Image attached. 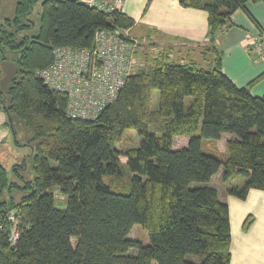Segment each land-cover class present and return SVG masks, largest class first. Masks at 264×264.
I'll list each match as a JSON object with an SVG mask.
<instances>
[{
    "label": "trees",
    "instance_id": "obj_1",
    "mask_svg": "<svg viewBox=\"0 0 264 264\" xmlns=\"http://www.w3.org/2000/svg\"><path fill=\"white\" fill-rule=\"evenodd\" d=\"M249 2L264 4L179 0L207 13L206 66L174 60L165 47L133 70L95 120L84 121L67 116L65 94L48 88L37 72L52 62L55 48H91L95 32L129 30L134 20L82 0L15 1L13 18L0 22V62L17 54L14 77L6 91L0 87V107L14 144L30 147L34 179L11 183L0 163V264L230 263L228 206L208 184L220 172L226 195L243 200L251 189L264 191V96L250 93L264 72L237 87L222 72L216 40ZM18 121L30 135L24 144L16 138ZM126 131L140 142L122 153L114 145ZM223 135L231 136L224 156L216 149ZM176 137L187 138V145L174 149ZM120 154L132 175L127 194L103 182L105 175L121 174ZM54 190L64 209L56 207ZM10 212L18 218L14 245L8 241ZM251 222L247 218L243 228ZM134 225L147 234V244L128 238Z\"/></svg>",
    "mask_w": 264,
    "mask_h": 264
},
{
    "label": "crops",
    "instance_id": "obj_2",
    "mask_svg": "<svg viewBox=\"0 0 264 264\" xmlns=\"http://www.w3.org/2000/svg\"><path fill=\"white\" fill-rule=\"evenodd\" d=\"M119 10L134 20L133 28L128 30L131 35L135 33L136 26H143L140 30L148 31L145 37L133 34L138 41L155 45L151 36L157 35L160 40L165 41V47L172 49L173 54L183 52L184 55L187 51L185 55L188 57L196 52L203 56L202 46L207 42L208 33L205 11L182 6L179 0H124ZM245 10L239 9L233 13L231 16L233 27L220 33L216 40L217 46L223 52L222 72L237 87L246 86L264 72V53L259 58L256 50L247 49L251 39L260 35V30L264 36V4L249 2L245 5ZM249 16L257 22L259 29ZM143 57L144 61L149 59L148 54H144ZM250 93L252 96H264V81L252 87ZM6 122L7 116L0 107L2 165V159L7 158L8 154L7 144L11 143V133ZM230 137L229 135L221 137L224 141L222 153H225V142ZM177 139L180 144L175 147L174 140ZM187 142L188 139L185 137H176L173 139V148L185 147ZM215 177H218L220 185V172L213 176L208 185L217 189L219 200L226 203L229 210L231 233L229 264H264V191L251 189L245 199L241 200L226 195L224 191L221 194L219 185L212 183ZM249 217L252 222L244 229L243 224Z\"/></svg>",
    "mask_w": 264,
    "mask_h": 264
},
{
    "label": "built area",
    "instance_id": "obj_3",
    "mask_svg": "<svg viewBox=\"0 0 264 264\" xmlns=\"http://www.w3.org/2000/svg\"><path fill=\"white\" fill-rule=\"evenodd\" d=\"M124 0H82L88 7L100 11L119 10ZM249 48L257 57L264 53V36H254ZM137 41L128 30L122 32L97 31L93 46L75 49L67 46L53 50L52 62L37 72V76L50 89L65 94L66 113L70 119L92 121L113 103L127 78L134 70ZM12 224L8 241L14 245L19 232L18 218L10 212Z\"/></svg>",
    "mask_w": 264,
    "mask_h": 264
},
{
    "label": "rangeland",
    "instance_id": "obj_4",
    "mask_svg": "<svg viewBox=\"0 0 264 264\" xmlns=\"http://www.w3.org/2000/svg\"><path fill=\"white\" fill-rule=\"evenodd\" d=\"M15 1L16 0H0V22H2L4 19H11L13 18L14 14V7H15ZM39 10L38 6L35 7L34 12L31 15L32 20H37V11ZM143 28V26H136L134 28L133 34H139L140 36L145 37L148 34V31L143 29L141 31L140 29ZM130 36L136 39L134 35ZM152 41L155 45H150L149 42L139 41L140 46L138 47L136 53H134V71L136 72L139 69H142L145 65L144 61V54H148L149 59L153 58V55L160 52L162 49L165 48L164 40H160L157 35L151 36ZM150 48H152L150 50ZM154 53V54H153ZM188 52L185 51L184 55L183 52H179V54H173L170 58L182 62L186 59V62L189 60H192L196 63H198L200 66H206V63L203 61V56L198 55V52L193 53L190 55V57L186 56ZM182 55V56H181ZM16 58L17 54L14 53H8L6 59L0 62L1 67V77H0V87L3 91H6L10 80L15 75L16 71ZM183 59V60H182ZM264 81V80H263ZM261 81V82H263ZM259 82V83H261ZM258 83V84H259ZM257 84V85H258ZM256 86V85H255ZM157 100V95H153V104H155ZM17 121V120H16ZM15 130H16V138L17 141L20 144L26 143L28 140H30V135L27 132V130L23 127L22 123L19 121L15 123ZM11 133V131H10ZM11 143L7 144V151L8 154L7 158L2 159L3 166L7 170L8 173V179L11 183H15L18 186H23L24 182L32 181L34 179V173H33V163L32 159L30 157V147L28 146H17L14 144L13 136L11 133L10 137ZM140 142V137L133 132V131H126L123 134V137L121 138L116 145H114V148L122 153H124L127 149L137 147ZM180 144L179 139L174 140V146H179ZM224 141L221 139L216 145L217 151L224 156L225 153H222L224 151L223 149ZM119 166L121 168V174H114V175H105L103 177V182L107 184L111 191L114 193L119 194H127L130 192V178L131 174L126 171L125 164H126V157L124 155L118 156ZM25 163V165H24ZM14 166H20L21 169L14 170ZM16 172V173H15ZM219 177V176H218ZM218 177H215L212 181L213 184L219 185ZM201 184L198 183H192L191 187L199 186ZM219 192L222 194L225 190V186L220 183L218 186ZM55 198H56V207L59 209L65 208V200L58 196L57 191L54 190ZM20 192L17 189H13L11 196L15 199H18L20 197ZM129 239H141V241L144 244L148 243L147 234L137 225H134L129 232L128 235ZM134 251H129L128 254L133 255Z\"/></svg>",
    "mask_w": 264,
    "mask_h": 264
}]
</instances>
